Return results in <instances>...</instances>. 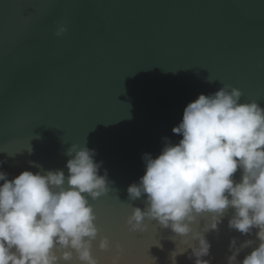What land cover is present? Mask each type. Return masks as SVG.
<instances>
[{
  "label": "water",
  "instance_id": "95a60500",
  "mask_svg": "<svg viewBox=\"0 0 264 264\" xmlns=\"http://www.w3.org/2000/svg\"><path fill=\"white\" fill-rule=\"evenodd\" d=\"M224 84L264 107V0H0V171L67 176L68 148L86 144L110 181L108 193L89 198L100 229L93 255L101 264L117 251L121 264H171L189 237L155 220L131 230L127 218L145 198L130 200L127 188L144 174L145 153L181 139L172 128L185 106ZM232 214L205 233L210 264H227L233 238L256 240L255 230L229 228ZM190 253L176 264H195Z\"/></svg>",
  "mask_w": 264,
  "mask_h": 264
},
{
  "label": "clouds",
  "instance_id": "9594fccd",
  "mask_svg": "<svg viewBox=\"0 0 264 264\" xmlns=\"http://www.w3.org/2000/svg\"><path fill=\"white\" fill-rule=\"evenodd\" d=\"M65 31L61 24L56 35ZM241 96L224 84L190 101L172 128L181 139L166 138L155 157L145 153L144 174L127 188L130 200L145 198V207H132L127 218L131 230L143 231L145 220H155L189 237L187 247L170 253L171 264L188 248L195 264H210L203 259L211 248L205 233L218 229L229 208V228L242 235L255 230L256 240L237 246L233 238L227 264H264V107ZM66 155L67 176L63 169H26L9 179L0 171V264H101L92 252L100 229L89 198L110 191L108 173L100 174L103 162L86 144H72ZM201 217L210 222L194 230ZM98 246L107 250L109 238L101 236ZM246 248L251 251L238 260ZM110 264H121L119 251Z\"/></svg>",
  "mask_w": 264,
  "mask_h": 264
}]
</instances>
